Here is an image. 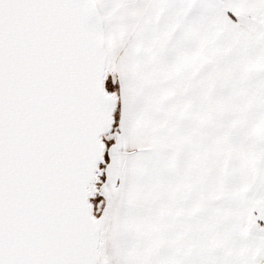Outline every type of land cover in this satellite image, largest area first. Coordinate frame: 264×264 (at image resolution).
<instances>
[{
  "label": "snow or ice",
  "instance_id": "1",
  "mask_svg": "<svg viewBox=\"0 0 264 264\" xmlns=\"http://www.w3.org/2000/svg\"><path fill=\"white\" fill-rule=\"evenodd\" d=\"M0 264H264V0H0Z\"/></svg>",
  "mask_w": 264,
  "mask_h": 264
}]
</instances>
